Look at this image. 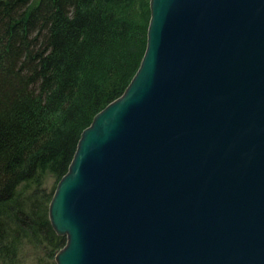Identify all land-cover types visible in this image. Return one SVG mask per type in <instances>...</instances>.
<instances>
[{"label": "water", "instance_id": "95a60500", "mask_svg": "<svg viewBox=\"0 0 264 264\" xmlns=\"http://www.w3.org/2000/svg\"><path fill=\"white\" fill-rule=\"evenodd\" d=\"M124 94L49 207L56 264H264V0H151Z\"/></svg>", "mask_w": 264, "mask_h": 264}, {"label": "trees", "instance_id": "16d2710c", "mask_svg": "<svg viewBox=\"0 0 264 264\" xmlns=\"http://www.w3.org/2000/svg\"><path fill=\"white\" fill-rule=\"evenodd\" d=\"M150 18V0H0V264H23L26 245L55 264L57 185L137 73Z\"/></svg>", "mask_w": 264, "mask_h": 264}, {"label": "rangeland", "instance_id": "374dc122", "mask_svg": "<svg viewBox=\"0 0 264 264\" xmlns=\"http://www.w3.org/2000/svg\"><path fill=\"white\" fill-rule=\"evenodd\" d=\"M47 183H48V187L51 188V186L54 184V181L49 179ZM57 187H58V185H57ZM39 247L40 246H38V245H30V246L26 245L23 248L22 253L20 254V256H22L21 259H23L22 263L23 264H49V263L53 264L49 260L50 258L48 257L47 250H45L43 248H39ZM55 257L56 256H54V263H55Z\"/></svg>", "mask_w": 264, "mask_h": 264}, {"label": "bare ground", "instance_id": "6f19581e", "mask_svg": "<svg viewBox=\"0 0 264 264\" xmlns=\"http://www.w3.org/2000/svg\"><path fill=\"white\" fill-rule=\"evenodd\" d=\"M150 2H151V0H150ZM146 48H147V47H146ZM143 57H144V56H143ZM142 60H143V58H142ZM141 63H142V61H141ZM140 67H141V64H140V66H139V69H140ZM139 69H138V70H139ZM85 130H86V129H85ZM85 130H84V131H85ZM84 131H83V132H84ZM61 180H62V179H61ZM55 256H56V255H55Z\"/></svg>", "mask_w": 264, "mask_h": 264}]
</instances>
